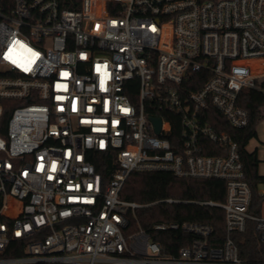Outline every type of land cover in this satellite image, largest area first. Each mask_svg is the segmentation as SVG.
<instances>
[{
    "label": "built area",
    "instance_id": "1",
    "mask_svg": "<svg viewBox=\"0 0 264 264\" xmlns=\"http://www.w3.org/2000/svg\"><path fill=\"white\" fill-rule=\"evenodd\" d=\"M260 77L264 0L0 3V264H264V199L250 210L239 144L212 124L214 109L248 127L242 91L264 93ZM96 154L115 166L106 182ZM155 170L226 182L224 201H195L223 208L222 240L206 222H132L148 204L124 198L125 182ZM248 223L254 262L235 238ZM172 231L182 245L152 238Z\"/></svg>",
    "mask_w": 264,
    "mask_h": 264
},
{
    "label": "trees",
    "instance_id": "2",
    "mask_svg": "<svg viewBox=\"0 0 264 264\" xmlns=\"http://www.w3.org/2000/svg\"><path fill=\"white\" fill-rule=\"evenodd\" d=\"M7 0H0L5 6ZM250 114L248 127L236 129L231 127L220 113L213 109L212 124L217 130L229 132L239 144L241 159L244 164L246 178L252 190V202L250 210L258 213L264 193H260L259 185L264 184V175L259 173L260 159L257 150L249 151L247 145L257 135V125L263 117L264 93L254 89L242 91L240 100ZM9 109L5 110L3 127L8 119ZM166 119L172 121L173 134L180 133V123L174 119L171 113L163 114ZM0 132H3L0 130ZM206 141V152L209 154H222L223 150L217 143ZM99 171L103 175L104 182L108 181L113 174L115 166L106 159L104 154H96L94 159ZM122 196L148 204L137 210L136 218H132L135 224L139 222L147 230L158 221H196L206 222L214 226L216 237L222 240L225 233V212L220 206L198 204L197 200H213L222 202L226 198V182L221 178H193L177 177L168 170L134 171L127 178L123 187ZM173 198L176 201L168 202L166 199ZM187 234V241L191 238ZM154 240H159L165 246L178 247L182 245L183 234L180 231L156 232L152 234ZM239 244L240 256L251 261L261 260L263 257L259 241V234L254 230V225L248 223L247 230L235 236ZM172 242V243H171Z\"/></svg>",
    "mask_w": 264,
    "mask_h": 264
},
{
    "label": "rangeland",
    "instance_id": "3",
    "mask_svg": "<svg viewBox=\"0 0 264 264\" xmlns=\"http://www.w3.org/2000/svg\"><path fill=\"white\" fill-rule=\"evenodd\" d=\"M257 83L262 85L264 83V77L258 78ZM257 126V135L250 140V144L247 145V149L249 151L257 150L258 157L260 159L259 173L264 175V119ZM259 191H264V184L259 185ZM260 212L264 215V203L261 205Z\"/></svg>",
    "mask_w": 264,
    "mask_h": 264
},
{
    "label": "water",
    "instance_id": "4",
    "mask_svg": "<svg viewBox=\"0 0 264 264\" xmlns=\"http://www.w3.org/2000/svg\"><path fill=\"white\" fill-rule=\"evenodd\" d=\"M151 119L153 120V122L155 123V129L156 131L158 132L160 130V126H161V122H162V119L161 117L159 116H153L151 117Z\"/></svg>",
    "mask_w": 264,
    "mask_h": 264
},
{
    "label": "crops",
    "instance_id": "5",
    "mask_svg": "<svg viewBox=\"0 0 264 264\" xmlns=\"http://www.w3.org/2000/svg\"><path fill=\"white\" fill-rule=\"evenodd\" d=\"M260 193H262V194H263V193H264V191H262V192H260Z\"/></svg>",
    "mask_w": 264,
    "mask_h": 264
}]
</instances>
